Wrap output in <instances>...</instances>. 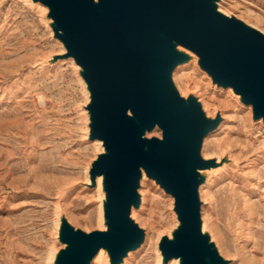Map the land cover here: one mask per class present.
<instances>
[{
	"label": "rangeland",
	"instance_id": "374dc122",
	"mask_svg": "<svg viewBox=\"0 0 264 264\" xmlns=\"http://www.w3.org/2000/svg\"><path fill=\"white\" fill-rule=\"evenodd\" d=\"M220 3L228 16L264 33V0ZM63 47L48 12L28 0H0V264H51V253L63 250L62 215L78 232L102 229L101 196L82 184L101 151L89 140L82 75ZM174 78L187 97L223 112V126L204 147L206 158L232 154L229 168L202 191L210 236L232 264H264V126L201 65ZM140 190L147 205L136 216L147 242L128 261L161 264V236L177 225L174 201L149 179Z\"/></svg>",
	"mask_w": 264,
	"mask_h": 264
},
{
	"label": "water",
	"instance_id": "95a60500",
	"mask_svg": "<svg viewBox=\"0 0 264 264\" xmlns=\"http://www.w3.org/2000/svg\"><path fill=\"white\" fill-rule=\"evenodd\" d=\"M50 6L65 34L69 54L86 71L94 112L93 138L109 150L93 175L106 174L110 230L85 234L64 227L60 264H89L109 248L114 263L138 248L142 231L130 218L139 204L140 167L176 199L182 223L176 242L164 240L167 259L219 264L201 233L196 169L212 163L200 158L204 135L217 125L206 120L195 101L176 91L171 74L179 57L171 41L193 50L215 82L232 86L256 118L264 117V35L216 12L213 0H36ZM71 40L72 43L68 42ZM129 111L132 116H129ZM158 125L163 140L143 139Z\"/></svg>",
	"mask_w": 264,
	"mask_h": 264
},
{
	"label": "bare ground",
	"instance_id": "6f19581e",
	"mask_svg": "<svg viewBox=\"0 0 264 264\" xmlns=\"http://www.w3.org/2000/svg\"><path fill=\"white\" fill-rule=\"evenodd\" d=\"M28 1L32 2L33 5H37V6L41 7L44 12H48L49 22L52 23V25L58 29L60 39L62 41V44L64 45V47H63V49L65 50L64 55H66L68 57V60L70 62L75 63L78 71L82 75L83 82H84L86 90H87L88 105L91 106V104L93 102V95H92V91H91V85L89 84V82L85 78V76L87 75V71L81 65L78 64V62L74 56L69 54V49H68L67 43L65 40L62 39V37H65V34L62 32V30L59 29V27L56 24L55 19L51 16L52 8L50 6L43 4L40 1H36V0H28ZM94 2H95V4L99 5V0H94ZM213 4L215 5L216 12H218L219 14L223 15L224 17H226L228 19H235L237 21L243 22L234 16H228L223 11L220 0H213ZM244 24L253 30H257L255 28L247 25L246 23H244ZM257 31H259V30H257ZM260 33H262V32H260ZM262 34L264 35V33H262ZM68 42L72 43L71 40H68ZM171 43H172V46L174 47V53L179 57V61L176 65V67L172 71L171 80H172V83H173L176 91L178 92L180 98L183 99L187 105L189 104V101H195L196 103H198L200 105L201 113H202L203 117L208 121H214L217 123L216 127L214 129L208 131L202 139L200 158L205 162L212 163V165L205 167V168L196 169L197 179L199 181V185L197 187V198L199 200V205H200V213L199 214H200V222H201V233L207 238L208 245L211 247V250L215 253V258L217 260H220L219 264H232V261L226 260L225 257L222 255L217 243L215 244L213 242L214 238H213V236H210L211 232H210L209 228L205 225V222L203 219V208L205 206V202L203 201V195H202L203 189L205 187H207V185L209 184V181L211 180L212 177H214L217 174L222 173L226 169H228L229 163L232 162V158H231L232 154L229 150L225 151L219 157L206 158L204 155V147H205V144L208 142V141H206L207 138H209L210 136L217 133L221 129V127L223 126V121H224L223 112L220 110H215V112H212L211 110H209L205 106V103L203 102V100L201 99L202 100L201 101L195 94L190 93L189 96L187 97V94H183L181 91L178 90V88L175 84V78H174L175 73L178 70H180L181 68L189 66L191 63H197L200 67L201 57L196 52H194L193 50L177 43L174 40H172ZM204 71L211 78L214 85H216L218 88L226 90V92H230V94L234 95L239 102H241L244 106L248 107L247 109L250 110V113L253 114V121H255V122L258 121L256 124H262L264 126V117L256 118L255 109H254L253 104H246L243 101L242 96L240 94H238L232 86H223V85L218 84L217 82L214 81L211 74H209L206 70H204ZM89 116L91 117L89 140L92 141V144H95L101 152L97 156L96 160L93 161L90 165H88L87 179L82 184L84 186H86V189L87 188H95V190L97 192H99L101 199H102L101 215H100V222L102 223V229L99 230L98 232H108L110 230L109 219L107 217L108 204H109V192L107 189L106 174L104 173L102 175H93L92 171L94 170L95 165L99 161L100 157L104 154H107L109 152V150L106 147V141L105 140L93 138V125H94L93 116H94V112L92 110L89 111ZM129 116H132V113L130 111H129ZM157 129L161 131L162 136H160L158 133H155V131ZM155 134H158V137L154 136ZM142 138L145 139L146 141H150L154 138H157L159 140H163V130L158 125H156L153 129H144ZM205 141H206V143H205ZM234 163H236V162L234 161ZM148 179L157 182L155 180V178L148 176V174L144 168L140 167V177L138 179V187L136 189L137 195L139 197V204L138 205H132L131 211H130L131 220L133 221V223L136 226H138V228L142 231V234H143V239H142L140 246L134 250L128 251L126 253V255L123 257V259L121 261H119L118 263L113 262L111 250L109 248L102 247L93 256V258L91 259L89 264H95V263L96 264H130V261H128V260L132 257V255H134V257H135V254H137L138 252H140L144 248V246L147 242V231L143 230L140 227L136 213L142 212V214H143L146 210L147 199H146V203L144 205L145 199H144V196L141 193L140 189L143 188V183L145 181H147ZM157 184L164 192H166L169 196H171L172 201H174V212H175L176 218H177L176 228L168 231L163 236H161V240L159 242V251H160L159 262H161V264H185V260L183 257H178V258L174 257L172 259H167L164 251L161 248V245H162L164 240H167L168 242H176L177 234L182 230V223H181V221L179 219V215L176 211V199H175V197L171 193H168L162 187L161 184H159V183H157ZM65 190H66V188L62 189V191H65ZM142 214H140L139 216L141 217ZM204 216H205V214H204ZM65 226H70L74 230V232H78V228L71 225L69 220L64 215H62L60 218L59 226H58V240L62 241V242H63L62 238H63ZM89 233H91V232H89ZM63 244L64 245H63L62 251L58 250L56 252L51 253V256L49 258L50 263L52 262L51 264H60L59 262H60V258L62 256V253L64 251H68V249L70 248V245L68 243L63 242ZM204 257H205V264H213L212 258L210 255L204 254Z\"/></svg>",
	"mask_w": 264,
	"mask_h": 264
}]
</instances>
